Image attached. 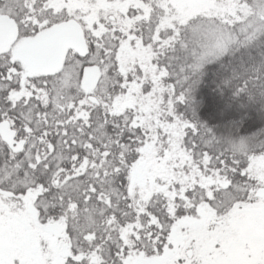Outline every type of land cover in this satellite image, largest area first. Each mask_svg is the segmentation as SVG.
I'll list each match as a JSON object with an SVG mask.
<instances>
[{"label": "snow or ice", "instance_id": "obj_1", "mask_svg": "<svg viewBox=\"0 0 264 264\" xmlns=\"http://www.w3.org/2000/svg\"><path fill=\"white\" fill-rule=\"evenodd\" d=\"M0 264H264V0H0Z\"/></svg>", "mask_w": 264, "mask_h": 264}]
</instances>
